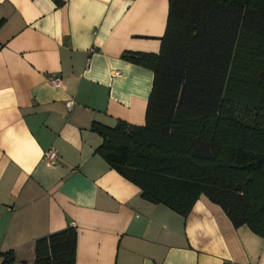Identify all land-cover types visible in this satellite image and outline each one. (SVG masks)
<instances>
[{
	"label": "crops",
	"instance_id": "1",
	"mask_svg": "<svg viewBox=\"0 0 264 264\" xmlns=\"http://www.w3.org/2000/svg\"><path fill=\"white\" fill-rule=\"evenodd\" d=\"M168 2L0 0V251L15 264L70 225L75 264H264V236L207 195L184 216L96 150L94 123L146 121L154 71L125 53L160 50Z\"/></svg>",
	"mask_w": 264,
	"mask_h": 264
},
{
	"label": "trees",
	"instance_id": "2",
	"mask_svg": "<svg viewBox=\"0 0 264 264\" xmlns=\"http://www.w3.org/2000/svg\"><path fill=\"white\" fill-rule=\"evenodd\" d=\"M168 3L160 50L125 53L154 71L146 121L94 123L96 150L144 197L187 216L204 193L264 236V0ZM76 242L74 225L37 237L32 264H75Z\"/></svg>",
	"mask_w": 264,
	"mask_h": 264
},
{
	"label": "built area",
	"instance_id": "3",
	"mask_svg": "<svg viewBox=\"0 0 264 264\" xmlns=\"http://www.w3.org/2000/svg\"><path fill=\"white\" fill-rule=\"evenodd\" d=\"M51 81L53 82V84L55 85H59L61 84V78L60 76H51ZM75 102V99L73 98H68L67 100V107L68 108H72L73 104ZM58 156V152H57V148L53 147V148H48L46 151H44V157L49 160L51 163H54V161H56Z\"/></svg>",
	"mask_w": 264,
	"mask_h": 264
}]
</instances>
